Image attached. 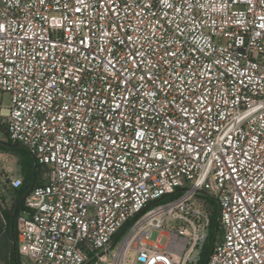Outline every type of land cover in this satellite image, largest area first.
<instances>
[{"label": "built area", "instance_id": "2783aa9c", "mask_svg": "<svg viewBox=\"0 0 264 264\" xmlns=\"http://www.w3.org/2000/svg\"><path fill=\"white\" fill-rule=\"evenodd\" d=\"M0 95L27 264H264V0H0Z\"/></svg>", "mask_w": 264, "mask_h": 264}, {"label": "trees", "instance_id": "16d2710c", "mask_svg": "<svg viewBox=\"0 0 264 264\" xmlns=\"http://www.w3.org/2000/svg\"><path fill=\"white\" fill-rule=\"evenodd\" d=\"M0 133L5 137L6 143L3 145L13 147V149L20 156V166L23 170V186L19 189L13 190L14 202L10 209H6L4 206L5 199L3 198L0 204V255L5 261V264H21V256L19 254L18 247V232H17V218L23 211L24 203H21L24 195L32 188L45 183L44 173L45 171L36 162L34 157L28 152L27 149L16 144H12L8 140V134L3 126H0ZM43 171H42V170ZM208 202L212 206L211 222L209 237L204 246L201 258L197 264H207L208 259L214 247V238L221 237V230L218 228L219 220V208L213 199L208 198ZM16 242V243H15Z\"/></svg>", "mask_w": 264, "mask_h": 264}, {"label": "rangeland", "instance_id": "374dc122", "mask_svg": "<svg viewBox=\"0 0 264 264\" xmlns=\"http://www.w3.org/2000/svg\"><path fill=\"white\" fill-rule=\"evenodd\" d=\"M221 43L225 42L224 39L220 40ZM1 98V95H0ZM5 104L6 106L9 105V97L7 95L4 96ZM6 139L0 133V153L4 154L3 160L0 162V192L2 194V199L4 198V206L6 209H10L12 206V203L14 202V196H13V190H11L9 184H8V177L11 175H15L18 177H21L23 179V170L20 166V156L19 154L13 149V147H9L6 145H3ZM42 170V169H41ZM43 171V170H42ZM208 211L212 212V206L210 203L207 205ZM2 220V224L4 225L3 219L0 218V221ZM218 236H215L214 243L217 241ZM16 243V242H15ZM0 261L5 264V261L0 255ZM21 264H27L26 260L21 258Z\"/></svg>", "mask_w": 264, "mask_h": 264}, {"label": "water", "instance_id": "95a60500", "mask_svg": "<svg viewBox=\"0 0 264 264\" xmlns=\"http://www.w3.org/2000/svg\"><path fill=\"white\" fill-rule=\"evenodd\" d=\"M17 146H19V145H17ZM29 193H30V190L24 195L23 199L21 200V203L25 200V198L28 196ZM218 228H219V226H218Z\"/></svg>", "mask_w": 264, "mask_h": 264}]
</instances>
